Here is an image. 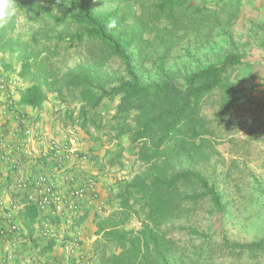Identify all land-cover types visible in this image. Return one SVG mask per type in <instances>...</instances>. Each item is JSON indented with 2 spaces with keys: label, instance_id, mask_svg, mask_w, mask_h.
<instances>
[{
  "label": "rangeland",
  "instance_id": "rangeland-1",
  "mask_svg": "<svg viewBox=\"0 0 264 264\" xmlns=\"http://www.w3.org/2000/svg\"><path fill=\"white\" fill-rule=\"evenodd\" d=\"M96 9L118 10L117 28L133 35L134 62L145 80L172 77L183 87L188 74L226 55L246 60L229 71L228 89L198 102V133L192 136L184 130L176 145L151 163L141 162L140 155L153 141L132 143L109 134L107 124L119 97L100 105L101 126L88 131L104 148L99 170H107L117 181L110 185L97 228L103 219L129 216L117 230L125 235L128 248L134 242L142 248L141 254L132 255L137 264H159V254L170 264H264V0H191L173 16L157 13L147 0H101ZM52 10L61 16L58 9ZM12 19L16 44L0 50V75L14 78L15 85L8 89L15 86L22 95L36 71L33 60L52 45L40 30L39 18L24 10L0 30L9 28ZM47 21L49 27L43 28L50 35L76 32V27ZM51 50L55 59L50 64L59 76L84 66L111 86L125 78L122 63L97 43L68 52ZM26 58L31 59L29 74L23 69ZM58 89L66 100V113H80L79 89L64 86L63 80ZM46 93L47 99L62 101L57 91ZM176 176H181L176 185L167 188L164 183ZM197 177L216 186L223 211ZM142 182L150 186L145 198L128 197L127 190ZM114 249L111 246L109 252Z\"/></svg>",
  "mask_w": 264,
  "mask_h": 264
},
{
  "label": "trees",
  "instance_id": "trees-1",
  "mask_svg": "<svg viewBox=\"0 0 264 264\" xmlns=\"http://www.w3.org/2000/svg\"><path fill=\"white\" fill-rule=\"evenodd\" d=\"M38 1L42 2V6L38 5ZM100 1H17L19 10L27 11L39 18L37 22L40 30L42 29L46 34L48 44L52 45L49 46L51 48H47L46 53L41 52L33 60V63H36V71L21 95L20 104L40 108L47 100L46 90L57 91L60 99L64 101L62 90L58 89L59 92L56 90V85L63 80L64 86L79 89L80 125L88 131L90 126H98V128L101 126L102 118L97 112L100 105L106 100L113 101L119 97L115 115L107 124L109 134L115 135L117 139L126 137L132 143L153 141L151 148H142L140 155L141 162L151 163L154 159L162 157L168 149L171 150L184 130L192 136L198 133L201 127V120L197 113L198 102L216 90L228 89L230 87L229 71L246 64V60L241 55H226L217 62L188 74L184 79L183 87L172 77L163 81L145 80L134 62L133 35L129 37L126 32L117 28L118 10L100 12L96 9ZM147 1L153 3L157 13L171 16L191 3V0ZM52 9H58L61 16L53 14ZM47 18L56 24L76 27V32L50 35L43 28L45 25L49 27ZM14 21V19L11 20L9 28L0 30V50H7L13 43L16 44L11 38V33L15 30V25L12 24ZM85 43L102 45L108 51L109 57L116 58L122 63L125 78L111 86L107 79L98 76L94 69L84 66L76 72L68 71L61 74L62 76L54 72V67L50 64L51 60L55 59L51 49L57 52L64 49L68 52L74 46L82 48ZM24 61V72L29 74L31 59L26 58ZM72 113L70 112V115ZM180 178L181 176H176L164 185L172 189ZM197 178L209 192L215 207L223 211L221 197L216 186L209 187L203 178ZM149 191L150 186L142 182L133 190H127V195L129 197L137 194L145 198ZM29 211L31 218L36 216L37 212L34 207H30ZM128 217L120 221L107 218L98 223V235L101 239L95 247V264H137L138 258L132 255L136 257L141 254L142 248L135 242L133 247L128 248L125 235L117 230L126 223ZM111 246L115 249H125L126 252L123 250V253H116L115 249L109 252ZM158 256L159 264H170L164 255L159 254ZM135 259H137L136 262Z\"/></svg>",
  "mask_w": 264,
  "mask_h": 264
},
{
  "label": "built area",
  "instance_id": "built-area-1",
  "mask_svg": "<svg viewBox=\"0 0 264 264\" xmlns=\"http://www.w3.org/2000/svg\"><path fill=\"white\" fill-rule=\"evenodd\" d=\"M10 85H15L14 78L0 75V92H6ZM4 108L0 111V163L8 167L10 174H17L14 178L15 188L23 192L25 206L34 207L42 215L50 213L64 222H71L80 215L83 205H92L100 200L102 181L106 180L110 185L116 183L117 179L107 170H96V156L93 153L82 151L77 124H65L61 118H53V127L49 129L52 132L48 135L49 130L39 129L36 119L23 113L12 101ZM7 117L18 124L15 142H11L12 134L5 127ZM43 159H46L47 166L40 163ZM29 161L45 166L44 172L38 173L34 179L20 175ZM88 166L95 170L85 171ZM76 168L82 170L80 176ZM14 208L15 204L11 210ZM106 208L99 205L100 214ZM3 212L7 214L0 203V213ZM19 229L13 224L7 230L1 229L0 235L9 239ZM45 235L55 237L51 232ZM61 249L66 259L77 258L80 264H94V256L83 250L80 236L63 243Z\"/></svg>",
  "mask_w": 264,
  "mask_h": 264
},
{
  "label": "crops",
  "instance_id": "crops-1",
  "mask_svg": "<svg viewBox=\"0 0 264 264\" xmlns=\"http://www.w3.org/2000/svg\"><path fill=\"white\" fill-rule=\"evenodd\" d=\"M21 95L15 91V86L2 93L0 96V111L5 105L13 102L23 113L33 116L39 129L49 130L53 126V118L59 117L65 124L76 125L80 130V145L83 152H91L96 156V170H99V158L104 153V148L96 145L92 141L91 132H87L81 127L80 113L75 112L70 115L66 113L65 104L59 99H47L40 108H32L20 104ZM7 120V121H6ZM5 120L7 131L12 134L11 142L17 140L18 124L11 117ZM3 122V120H1ZM8 122V123H7ZM52 130L48 131L50 135ZM90 137H88L87 136ZM47 136V135H46ZM107 147H105L106 149ZM46 164V159L40 160ZM43 165H36L29 161L20 175L27 179H34L40 172H44ZM5 164L0 163V203L6 208L7 214L0 213V231L8 229L11 225L19 226V231L5 239L0 235V264H80L77 258L66 259L62 254L61 245L72 241L78 236L82 240L83 250L95 254V246L99 241L97 218L99 217V205L106 206L107 193L110 190V183L106 180L101 182L100 200L92 205H83L78 217L71 222H64L61 218L50 213L40 214L37 211L35 217H30V206H25L23 192L15 188L14 178L17 174H10ZM80 176L82 170L75 169ZM88 166L85 171H94ZM15 208L11 210V206ZM46 232L55 234V237H47ZM86 264V263H85Z\"/></svg>",
  "mask_w": 264,
  "mask_h": 264
},
{
  "label": "clouds",
  "instance_id": "clouds-1",
  "mask_svg": "<svg viewBox=\"0 0 264 264\" xmlns=\"http://www.w3.org/2000/svg\"><path fill=\"white\" fill-rule=\"evenodd\" d=\"M18 15L19 4L17 0H0V27L4 26L9 19L18 17Z\"/></svg>",
  "mask_w": 264,
  "mask_h": 264
}]
</instances>
